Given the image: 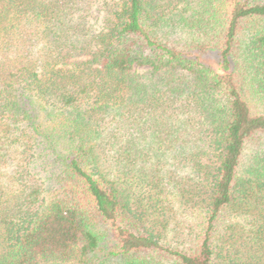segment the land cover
<instances>
[{
  "label": "trees",
  "instance_id": "trees-1",
  "mask_svg": "<svg viewBox=\"0 0 264 264\" xmlns=\"http://www.w3.org/2000/svg\"><path fill=\"white\" fill-rule=\"evenodd\" d=\"M0 264H264V0H0Z\"/></svg>",
  "mask_w": 264,
  "mask_h": 264
}]
</instances>
